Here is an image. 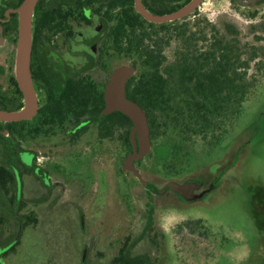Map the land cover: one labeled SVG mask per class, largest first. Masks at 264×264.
Listing matches in <instances>:
<instances>
[{
  "label": "rangeland",
  "instance_id": "1",
  "mask_svg": "<svg viewBox=\"0 0 264 264\" xmlns=\"http://www.w3.org/2000/svg\"><path fill=\"white\" fill-rule=\"evenodd\" d=\"M5 2L0 0L2 17ZM14 16L16 28L12 22L0 32L2 84L12 100L19 34V16ZM176 28L195 35L191 44L201 51L216 37L239 39L250 62L248 78L258 80L234 125L227 128V119L217 129L228 132L222 143L210 147L211 135L204 141L182 127L166 134L161 128L163 135L151 138V153L136 163L142 182L123 171L133 149L122 131L106 138L92 123L78 136L66 122L36 133L41 120L35 116L15 136L28 167L14 168L19 179L9 195L0 190L4 245L18 232L17 218L24 228L19 243L4 254L5 264H112L128 237L132 255H149L153 264H264V80L258 70L264 68V0H204L192 15L159 34L165 42L164 68L172 67L184 49L186 38L179 39ZM89 47L100 55L104 46ZM110 48L103 49L98 69L89 76L97 88L124 65L135 68L139 81L146 72L139 56ZM37 94L40 109L44 92L37 89ZM10 163L0 150V165ZM170 184L188 187L187 196ZM149 204L155 211L153 230L142 238Z\"/></svg>",
  "mask_w": 264,
  "mask_h": 264
},
{
  "label": "trees",
  "instance_id": "2",
  "mask_svg": "<svg viewBox=\"0 0 264 264\" xmlns=\"http://www.w3.org/2000/svg\"><path fill=\"white\" fill-rule=\"evenodd\" d=\"M142 1L148 11L165 15L192 0ZM22 2L15 0L12 3L11 0L5 2V6L17 9ZM12 22L16 28L17 17ZM177 22H147L135 11L134 0H41L33 14L32 29V77L45 97L44 105L36 115L41 120L36 133L46 127L51 128L47 130L50 132L56 125L64 126L70 122L74 129L85 125L75 132L80 136L86 126L97 123L102 136L107 138L122 131L123 141L132 147L133 123L120 112L101 115L105 107V87L98 89L89 77L96 72L103 53L111 46L114 53L135 54L142 60L146 72L139 81L135 76L128 81L127 96L147 113L151 138L166 134L168 129L182 127L183 133L204 136V141L211 135L207 146L220 145L228 132L220 134L217 129L226 124L227 119V128L234 125L258 80L248 78L250 62L243 57L239 39L228 41L216 37L206 51H201L191 44L195 35L188 37L187 31L179 28L175 29V34L179 39L186 38L184 49L178 51L173 66L165 69V42L158 37L161 31H170V26ZM83 27L95 34L88 40L91 47H104L100 55H88L86 60L80 57L77 64L73 59L72 42ZM156 27L160 30H154ZM227 28L230 30L231 27ZM258 70L264 80V68ZM4 76L5 68L0 65V110L19 112L25 105L23 94L13 76L11 84L15 97L9 98L2 84ZM27 122H0V150L3 157L11 161L9 165H0V190L7 195L17 182L14 168L20 165L27 168L20 156L23 150L15 137L19 133L17 128ZM161 128H165L163 134ZM16 201L20 202L18 197ZM17 220L20 222L19 218ZM154 220L155 211L149 204L148 222L142 238L152 232ZM198 223L201 224V220ZM132 241L127 238L112 264H153L149 255H132Z\"/></svg>",
  "mask_w": 264,
  "mask_h": 264
},
{
  "label": "water",
  "instance_id": "3",
  "mask_svg": "<svg viewBox=\"0 0 264 264\" xmlns=\"http://www.w3.org/2000/svg\"><path fill=\"white\" fill-rule=\"evenodd\" d=\"M41 0H23L19 8L9 10L19 16V34L16 56V80L24 97V108L19 112H5L0 110V122L14 123L32 120L39 110V99L32 77V43L30 45V23L33 27V14L37 4ZM204 0H192L183 8L165 15H157L146 9L142 0H134L135 11L147 22L152 24H166L181 21L192 15ZM135 68L124 65L114 70L105 85V107L102 116H108L120 112L127 116L133 123L130 133L132 153L124 160L123 171L132 173L143 182L142 175L136 163L143 160L151 153L152 139L148 116L144 109L127 96L128 81L134 76ZM6 134V132L4 133ZM169 188L187 196L188 187L170 184Z\"/></svg>",
  "mask_w": 264,
  "mask_h": 264
},
{
  "label": "flooded vegetation",
  "instance_id": "4",
  "mask_svg": "<svg viewBox=\"0 0 264 264\" xmlns=\"http://www.w3.org/2000/svg\"><path fill=\"white\" fill-rule=\"evenodd\" d=\"M2 4V3H1ZM9 10H14V8H9V7H7V10H6V12H5V15H4V17H2V16H0V32L3 34V30H4V32L5 31H7V29H8V27L10 26V24H11V22L13 21V18L15 17L14 15H15V13H11L10 14V16L8 17L7 16V13H8V11ZM89 29H87L86 30V32L85 31H80L78 34H77V36H76V38H75V40L72 42V45H73V49H72V51H73V53H74V55H75V57H73V59L74 60H76L77 61V64H78V60L79 59H81V58H84L85 60L88 58V55H95V54H91V52L88 50L90 47H89V44H88V40L89 39H91L92 37H94L95 36V34L94 33H88L87 31H88ZM89 31H91V30H89ZM81 57V58H80ZM80 64H82V63H80ZM35 85V84H34ZM35 88H36V92H37V87L35 86ZM39 90V89H38ZM40 91H43L42 89H40ZM38 95V94H37ZM84 126L85 125H83V126H79V127H77V128H75V129H73L72 130V133H74V132H76V130H80V129H82V128H84ZM87 127V126H86ZM71 131V130H70ZM24 163V162H23ZM25 164V163H24ZM26 165V164H25ZM27 166V165H26ZM28 167V166H27ZM29 167H31V166H29ZM19 178L17 177V180H18ZM19 183V182H18ZM21 227H22V229H24L23 228V225H22V223L21 222H19V229H18V232H17V234L15 235V237L13 238V239H10L9 241H8V243H6L5 245H4V239H0V264H5L4 263V254L5 253H8L9 251H11L13 248H14V246L16 245V244H18L19 243V240L21 239L20 238V234H19V230L21 229ZM23 231V230H22ZM0 237L2 238L3 237V234L2 233H0ZM4 238V237H3Z\"/></svg>",
  "mask_w": 264,
  "mask_h": 264
},
{
  "label": "bare ground",
  "instance_id": "5",
  "mask_svg": "<svg viewBox=\"0 0 264 264\" xmlns=\"http://www.w3.org/2000/svg\"><path fill=\"white\" fill-rule=\"evenodd\" d=\"M30 30V39H29V43H30V45H31V43H32V26H31V23H30V28H29Z\"/></svg>",
  "mask_w": 264,
  "mask_h": 264
}]
</instances>
